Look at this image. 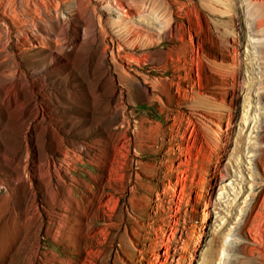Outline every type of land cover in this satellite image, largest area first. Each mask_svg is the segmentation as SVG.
Returning <instances> with one entry per match:
<instances>
[{
  "label": "rangeland",
  "instance_id": "374dc122",
  "mask_svg": "<svg viewBox=\"0 0 264 264\" xmlns=\"http://www.w3.org/2000/svg\"><path fill=\"white\" fill-rule=\"evenodd\" d=\"M83 2L103 48L93 63L95 78L103 80L104 70L113 78L99 97L113 86L121 91L117 104L110 103V109L119 104L118 112L106 136L100 124L90 123V104L81 94L46 99L49 89L64 87L56 69L46 86L32 83V101L53 126L54 139H46L37 123L32 133L18 123L0 133V264H264V0H139L144 15L160 16L174 33L169 49L159 38L132 50L140 59L143 50L167 51L140 65L118 59L112 20L119 15L153 37L159 24L129 19L131 0H121L127 15L103 0ZM57 3L59 18L78 26L75 0ZM43 11L45 44L30 48H15L14 31L6 34L0 22L7 64L0 72L16 64L30 76L52 68L50 52L69 50L74 32L54 38L53 10ZM0 18L7 20L2 11ZM53 38L57 47H50ZM112 44L116 64L145 84L151 99L134 86L127 95L110 60ZM73 62L91 82L81 61ZM6 83L17 112L22 85ZM223 165L234 188L225 184L218 198Z\"/></svg>",
  "mask_w": 264,
  "mask_h": 264
},
{
  "label": "bare ground",
  "instance_id": "6f19581e",
  "mask_svg": "<svg viewBox=\"0 0 264 264\" xmlns=\"http://www.w3.org/2000/svg\"><path fill=\"white\" fill-rule=\"evenodd\" d=\"M40 1L43 5L44 11L41 9V6L37 3V0H20V7L17 6L16 0H0V11H2V13H4V15L7 18V20L0 18L1 20L0 22L1 25L3 26L4 29L3 31L6 34L11 32V30L14 31L15 48H17L18 50L26 46H28L27 48H30L33 47L32 45L35 44L34 42H38V44H42V43L45 44L44 41L45 35H43L42 32L40 31L42 29L41 24L44 21V16L41 17V11H43L44 13L46 12L48 14L49 12H51V9L53 10V15L56 20V23L53 25V29H52V35L54 36V38L57 35L67 33L68 30L73 31L74 34L73 35L71 34L72 37L68 42L69 50L67 52L63 51L60 54L57 52H50L49 67L52 68L45 69L44 71H39L37 69L35 74H31L30 76H28L27 74H25V72H22L16 64H14L12 71H9L8 73L5 74L3 72H0V133L2 129H8L12 131L15 123L19 124V128L26 127V131L28 133H32L34 132V126H35L34 123H37L39 127L43 130V134L44 136H46V139H48L49 141H52L54 139L53 126L45 124L46 119L44 117L43 109L39 108L32 101L34 96L33 95L34 90L31 85L32 83L35 84V80H36L38 84L41 85L42 87L46 86L50 80L51 73H53L51 69H56L58 72L61 73V76L64 79V83H63L64 87L49 89V91L44 93L46 99L49 102H52L53 98L57 99V92L65 93L68 96L71 95L74 97L77 96L79 97L81 94L82 95L80 96L81 99L84 101H88V104H90L89 113L86 114L89 115L90 117L89 118L90 123L91 122L94 123L92 124L94 126L100 124L101 129L104 131V133L107 136L110 131L109 121L111 118L116 116L118 112V108L116 106L119 105L118 104L114 108L110 109V103L111 102L116 103L119 97L122 98V94L121 91L119 90H118V94H116L117 89L112 84L113 78L109 75V72L107 70L103 71V73L105 72L107 76L101 75V77H103V80H101L102 78L100 77L95 78L96 75L98 74V71L96 70L95 65L93 63L95 61V57L97 53H100L101 50L103 52V48H100L98 44L96 45L95 43L97 39V35H96L97 32L95 31L94 21L87 14L85 10L86 5L84 4L83 0H75V6L73 7L75 14L74 19L78 18V26H70L69 23L71 22V20L69 18L67 20L63 18L62 19L59 18L58 10L60 6L57 3V0H52L53 2L50 3V6L46 5L44 0H40ZM103 1L108 8L115 9L117 12H121L122 15L123 14L127 15V13H129V11H127L121 4V0H112V1L103 0ZM138 2L139 0L138 1L131 0L130 5H128L130 11H132V13L129 14V19L132 18L136 20L138 19L140 24L142 21L144 23L146 22V25H150V26L153 24L156 25L158 23L159 24L158 25L159 35L157 34L158 36L156 37L148 36L147 34L136 31L132 26L127 25L126 22H122L119 15L115 18V20H112V22L115 23L114 37H115L116 55L118 56V59L122 61L126 59L127 63H129V61H132L137 65H140L141 63L140 61H142V63H145L150 58H152L153 55H156L158 57L159 56L165 57L167 55V51H165L162 48L166 47L167 49H169L168 47H171L168 44V42L172 41L174 37V33L170 31V28L167 27V21L165 23L164 20L162 21V19L158 18L160 16L155 15L156 18L155 21H153L152 19H149L146 15H144V11L142 10L140 3L138 4ZM218 10L221 11V8ZM32 12H35L34 16L31 15ZM98 23L100 25L99 19H98ZM80 26L83 28H82V38L79 39ZM25 28H27L29 31H26ZM99 28L101 29L102 32V36L98 32V35L101 39L103 38V34L105 33H103L101 26H99ZM54 38L52 39V43L50 47H57ZM159 38L162 39V41H167L166 43L163 44L162 48H159L157 50L155 49V51L153 50L152 52L150 50L141 51L140 52L142 54L141 59L135 54H133L132 50L138 48L142 49L145 48L147 44H153L159 42L160 40ZM110 41L114 42V39L110 37ZM79 48L83 49L81 53L78 52ZM107 49L110 53V60L114 61V68L118 69L117 79L126 88L128 92L127 95L128 96L131 95V90L132 87L134 86L145 97L151 99L153 93L149 91V88L141 82H134V78L128 75L124 71V69L120 68L118 64H116V57L113 52V44L111 46L107 45ZM3 51H5V49L2 47L0 49V66L2 64H6L5 62L6 59H3L1 57ZM75 58L76 60L81 61L83 72L84 74H86L87 77L92 79L91 82H88L85 76L81 77V74L80 73L78 74V71H75V66L73 62ZM24 64H27V62H25ZM135 70L136 72H138L137 68H135ZM33 77H35V79H33V82H31L30 79H32ZM6 78L10 80V85L12 86H16L18 83L22 85V90H21L22 103H21V107L18 109L17 112L12 111L13 107L16 104V100L14 97H11L8 91ZM105 81L106 82L111 81L112 82L111 86L113 87L109 91L110 93L109 96L106 94L107 97L101 99L99 97V92L103 91L105 93H108L106 87L103 86V84H105ZM143 81L149 82L148 84L152 87V89L153 87L156 86L152 80H147L145 76L143 78ZM128 98L130 97H127V99ZM178 102H179V98H176L175 105H178ZM99 103L101 107L96 106ZM179 104H181V102H179ZM185 104L190 105L188 103ZM198 115L204 117V114L198 113ZM243 120L245 121L244 117ZM61 125L62 124H60V126ZM50 145L53 147L55 146V144L53 145V143H50ZM175 148L180 149L181 145L175 144ZM236 167L237 170L236 172L233 171V174L239 176L240 170L238 163L236 164ZM215 168L218 169V164L215 165ZM223 168L226 174L223 175L218 172L219 181L221 182L225 181L224 183L220 182L219 186L217 187L218 198L220 197L222 198L224 196L223 193L225 192V189L227 190V187L230 190H232V192L234 188V185H232L231 178L227 174V170H226L227 168L225 167V165H223ZM225 184L228 186L225 187ZM220 219L218 220L220 221Z\"/></svg>",
  "mask_w": 264,
  "mask_h": 264
}]
</instances>
